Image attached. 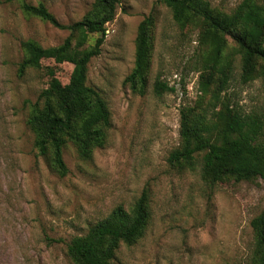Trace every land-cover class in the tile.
<instances>
[{"label": "rangeland", "instance_id": "obj_1", "mask_svg": "<svg viewBox=\"0 0 264 264\" xmlns=\"http://www.w3.org/2000/svg\"><path fill=\"white\" fill-rule=\"evenodd\" d=\"M25 1L43 4L62 25L80 20L93 2ZM119 1L87 71V84L106 101L111 126L105 144L89 160H81L68 142L63 149L68 172L61 176L38 155L27 120L49 75L67 83L73 66L43 59L40 67L19 72V64L21 41L58 46L69 30L26 15L18 2L0 0V264H73L66 253L70 239L118 206L131 214L143 188L148 192L144 229L134 243H120L112 264H247L253 246L249 223L264 206V182L258 178L210 185L199 166L180 169L167 161L179 145L180 109L200 105L206 48L198 41L199 29L180 27L160 0ZM208 1L229 13L242 0ZM148 14L154 24L148 83L140 94L124 78L133 68L137 26ZM97 36L89 35L87 44ZM227 45L231 50L233 44ZM157 78L174 91L157 96ZM216 84L214 74L209 88ZM225 89L221 95L264 123V79L256 76L241 83L237 55ZM211 103L215 105L206 95L202 106L210 110Z\"/></svg>", "mask_w": 264, "mask_h": 264}, {"label": "trees", "instance_id": "obj_2", "mask_svg": "<svg viewBox=\"0 0 264 264\" xmlns=\"http://www.w3.org/2000/svg\"><path fill=\"white\" fill-rule=\"evenodd\" d=\"M18 2L21 10L58 28L69 30L58 46L42 47L34 40L21 41L23 59L19 72L28 67L38 68L43 59L72 64L67 83L54 74L47 86L31 104L27 124L34 134L38 155L47 159L59 175L68 172L63 149L70 142L81 160H89L93 151L105 144L111 117L106 101L87 84L88 63L98 55L104 41L106 24L111 22L119 0H93L91 9L78 21L62 25L41 3ZM180 26L199 29L198 41L206 48L201 75L200 105L198 109H180L179 145L168 155L170 166L194 169L199 166L202 179L214 185L224 180L264 182V123L246 114L230 102L224 94L225 85L233 76V58L239 57V80L247 83L256 76L264 79V4L258 0H242L227 13L212 7L208 0H160ZM154 24L151 14L138 24L135 37L134 64L124 78L135 93L147 88L150 56V30ZM97 34L92 44L88 37ZM232 49L228 50L227 43ZM217 74L216 87L210 89V79ZM204 77V78H203ZM174 87L159 78L153 92L161 96L173 92ZM210 95L213 103L208 110L203 98ZM217 106V107H216ZM207 112V114H206ZM209 112V113H208ZM199 164V165H198ZM148 217V192L143 188L127 213L116 207L108 218L92 225L86 233L73 236L66 245V253L73 264H112L120 243H134L141 235ZM253 246L247 264H264V206L250 220Z\"/></svg>", "mask_w": 264, "mask_h": 264}]
</instances>
